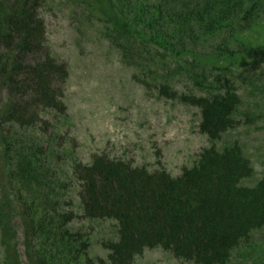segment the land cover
Segmentation results:
<instances>
[{
	"label": "rangeland",
	"instance_id": "1",
	"mask_svg": "<svg viewBox=\"0 0 264 264\" xmlns=\"http://www.w3.org/2000/svg\"><path fill=\"white\" fill-rule=\"evenodd\" d=\"M134 1L43 0L40 15L51 53L68 65L63 97L67 110L47 109L41 114L50 123L47 131L40 126L15 127L8 138L19 145L23 140V149L32 143L42 147L45 156L32 167L54 182L53 201L63 210L74 211L68 227L85 234L88 255L94 260H106L105 244L117 239V226L112 219L84 216L74 176L77 163L90 164L100 154L178 176L183 168L196 164L203 150L212 146L222 150L237 143L253 167L252 175L241 183L251 186L264 179V0H241L244 10L254 8L251 17L236 15L217 25L197 27L190 40L188 32L176 34L170 48L159 50L154 42L140 40L132 41L137 47L130 50L122 38L115 37L114 10L121 7L128 13L125 8ZM216 83L233 86L241 103L235 114L238 124L212 140L200 130V109L162 95L160 86L170 84L178 95L205 96L217 92ZM6 131L7 127L0 128V212L4 214L0 260L3 264H73L66 261L64 249L61 252L63 243L53 238L61 217L51 212L30 214L29 204L20 206L28 195L21 179L17 183L10 178ZM29 183L30 190H36V182ZM43 228H51L53 239ZM133 264L194 263L155 247L145 249ZM227 264H264V230H254L248 241L235 247Z\"/></svg>",
	"mask_w": 264,
	"mask_h": 264
},
{
	"label": "trees",
	"instance_id": "2",
	"mask_svg": "<svg viewBox=\"0 0 264 264\" xmlns=\"http://www.w3.org/2000/svg\"><path fill=\"white\" fill-rule=\"evenodd\" d=\"M145 1L135 0L126 8L124 3L128 13L121 7L114 10L115 37L122 38L127 49H135L137 45L132 41L139 40L154 42L157 50L168 49L176 34L188 32L190 40L197 27L217 25L223 18L236 15L246 14L248 18L254 9L244 10L241 0ZM42 5L43 0H0V128L7 127L4 144L5 155L11 156L10 178L17 183L22 180L27 190L28 197L21 200L20 206L29 204L30 214L46 216L51 212L61 217V225L54 227L57 231L53 233V238L64 245L61 252L64 249L69 257L61 262L133 264L145 249L161 247L194 264H227L235 247L248 241L254 230H264V179L251 186L241 183L252 175L253 167L237 143L222 150L214 146L203 150L196 164L183 168L178 176L100 154L90 164L77 163L74 176L80 185L84 216L112 219L118 233L117 239L105 244L106 260L88 255L85 234L68 227L74 211L63 210L59 202L53 201L54 182L33 168L41 162L39 157L45 156L42 147L32 143L26 145L30 150L23 149V140L21 145L8 140L15 127L22 130L40 126L47 131L50 123L41 116L45 110H67L63 97L68 65L51 53L40 15ZM215 85L217 92L205 96L178 95L170 84H161L160 93L197 106L201 112L200 130L210 139L219 140L238 124L235 114L241 98L233 86ZM13 171H23L32 178ZM29 181L39 188L32 192ZM43 231L53 239L51 228Z\"/></svg>",
	"mask_w": 264,
	"mask_h": 264
}]
</instances>
